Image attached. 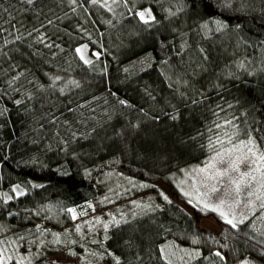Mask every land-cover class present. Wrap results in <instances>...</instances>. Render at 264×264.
I'll return each instance as SVG.
<instances>
[{"label":"trees","instance_id":"16d2710c","mask_svg":"<svg viewBox=\"0 0 264 264\" xmlns=\"http://www.w3.org/2000/svg\"><path fill=\"white\" fill-rule=\"evenodd\" d=\"M0 8V240L10 242L9 264H48L59 252L76 264H264L251 218L233 228L211 210L187 211L173 182L206 160L227 120L240 137L251 129L264 150V0ZM144 8L155 17L148 24L137 15ZM121 180L137 186L108 188ZM141 194L150 200L119 204ZM205 217L216 231L199 224Z\"/></svg>","mask_w":264,"mask_h":264},{"label":"rangeland","instance_id":"374dc122","mask_svg":"<svg viewBox=\"0 0 264 264\" xmlns=\"http://www.w3.org/2000/svg\"><path fill=\"white\" fill-rule=\"evenodd\" d=\"M145 10L149 9L144 8L139 10V12ZM145 18H147V16ZM78 48H81L83 51V53L82 51L80 52L81 56L83 54L85 58H90L84 51L87 50L86 44H81ZM226 128L227 124L223 122V130L213 142L212 152L205 161L188 165L174 174L173 182L184 195L185 199V202L180 203V205L187 211H192L193 207L211 211L216 209L213 211L215 214L225 220V218L221 217L219 214L220 212H224L227 219H233L236 225L241 223V221L251 218V228L254 230L256 237L264 243V207H261V205L264 204V187H262V185H264V172H257L254 170L255 165H252L251 158L238 163L237 169L233 170L231 167L232 161L235 160L236 156L241 154L239 152H234L230 156L224 155L222 161L219 158L213 160L217 152L224 153L225 149L233 147V144L228 143V136L225 135V133H229V130ZM218 138L220 140L224 139V143H219ZM246 138L247 136L240 137V139ZM236 142L237 141L234 139L233 143ZM209 163L215 164V167L208 168L207 165ZM202 168L206 169V171H200ZM217 172H226V174L220 176L217 175ZM249 173L251 175H246ZM252 176H255L254 180L251 178ZM237 183L239 184V191L236 189ZM117 184L119 185L118 187L108 186V188L112 191L124 190V192H126L127 189L137 186V184L128 180L118 181ZM157 186L161 190L167 192V187L162 183H157ZM213 188L217 190L213 191ZM146 195L149 194L135 195V197L132 198L127 195L128 197L119 204L124 206L128 202L138 203V200H140V202H148L150 196ZM258 196L260 199H257ZM205 205H207V207ZM98 216L99 214L97 215L96 213L93 215L95 218ZM83 217L87 221L91 219L86 216V214L83 215ZM199 224L206 229L217 230V224L213 217L202 218ZM9 243L8 240H0V251H3L5 257L12 256ZM11 260L6 259V264H9ZM19 262L20 261L14 264H19ZM47 262L48 264H76V260L64 252H59L51 256ZM246 263L248 262L246 261L241 264Z\"/></svg>","mask_w":264,"mask_h":264},{"label":"snow or ice","instance_id":"6c2138e0","mask_svg":"<svg viewBox=\"0 0 264 264\" xmlns=\"http://www.w3.org/2000/svg\"><path fill=\"white\" fill-rule=\"evenodd\" d=\"M22 3L28 4V5H34L37 3V0H21ZM71 3H75L76 0H70ZM93 3L96 2V0H92ZM4 11H7L6 9H2L0 8V32H3L4 27H3V21H2V14ZM139 16V18L145 23L148 24L150 21H154L155 17L152 15L150 10H145V11H141L137 14ZM147 16V19L145 18ZM48 23H52V21H48ZM221 27H224V25H221ZM38 31V30H37ZM29 35H31V33H29ZM17 40L21 39V36H17L16 37ZM41 39L42 38H38ZM12 41H7L5 40V43H11ZM49 47L51 45H48ZM76 51L78 53H80L82 51L81 48H77ZM81 59H84L83 56H81ZM85 63H90L91 61L85 60ZM22 75V74H21ZM18 79V77H14L12 80H10L8 83L11 85L15 82V80ZM56 79H59V77H57ZM17 104L20 103V101H16ZM121 103H124L123 101H121ZM2 114V113H0ZM228 125H232L233 127V131L231 133H225L226 136H228V143L229 144H233L232 148L229 149H225L224 153L221 152H217L216 157H213V160H216L217 158H219L221 161L224 158V155H231L234 152H239L241 153L240 155L236 156L235 160L232 161V165L231 167L233 168V170L237 169L238 163L249 160V158H251V163L252 165H255V171L257 172H264V150L260 149V146L257 143L256 138L252 135L251 129H249L247 131V133H245V135L247 136L246 139H240L241 133L243 132L242 129L239 128L238 125H234L232 120H227L225 122ZM217 128H221L223 127L222 125H216ZM236 140V143H233V140ZM218 142L223 144L224 141L220 140L218 138ZM208 168H214L215 164L213 163H209L207 165ZM200 171H206V169H200ZM226 172H217V175H225ZM246 175H251L246 174ZM253 180L255 179V176L251 177ZM262 187H264V185H262ZM236 189L237 191H239V184L237 183L236 185ZM217 189L213 188V191H216ZM13 191H16V189H13ZM18 195H24L23 191H20L17 193ZM8 199L10 200L11 197H8ZM165 199H167V197H165ZM257 199H260V197L258 196ZM207 207V205H205ZM91 207V206H90ZM261 207H264V204L261 205ZM216 209H213V211H215ZM68 212L73 214V219L76 218L75 216V209H68ZM221 217H224L226 220V223H228L229 225H231L233 228H235L237 225L236 223L233 222V219H227L226 215L224 212H220L219 213ZM243 221H241L242 223ZM105 227H107V225H105ZM80 228L79 226H77V231H79ZM58 242V241H57ZM215 255L220 256V253L217 252L215 253ZM223 258V257H221ZM6 259L7 260H11V257H5L3 254V251H0V264H6Z\"/></svg>","mask_w":264,"mask_h":264}]
</instances>
